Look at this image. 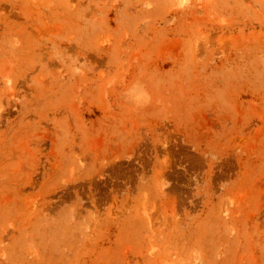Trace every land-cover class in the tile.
<instances>
[{
    "label": "rangeland",
    "instance_id": "obj_1",
    "mask_svg": "<svg viewBox=\"0 0 264 264\" xmlns=\"http://www.w3.org/2000/svg\"><path fill=\"white\" fill-rule=\"evenodd\" d=\"M0 264H264V0H0Z\"/></svg>",
    "mask_w": 264,
    "mask_h": 264
},
{
    "label": "clouds",
    "instance_id": "obj_2",
    "mask_svg": "<svg viewBox=\"0 0 264 264\" xmlns=\"http://www.w3.org/2000/svg\"><path fill=\"white\" fill-rule=\"evenodd\" d=\"M112 83H114V82H110L109 83V87L112 86ZM133 98L138 104H140V103L147 104V103H150V101H151L150 95L143 88H140L138 91H136V93H135Z\"/></svg>",
    "mask_w": 264,
    "mask_h": 264
}]
</instances>
